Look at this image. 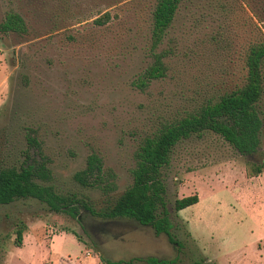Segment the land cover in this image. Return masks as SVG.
<instances>
[{
	"label": "rangeland",
	"instance_id": "obj_1",
	"mask_svg": "<svg viewBox=\"0 0 264 264\" xmlns=\"http://www.w3.org/2000/svg\"><path fill=\"white\" fill-rule=\"evenodd\" d=\"M153 2L121 0L98 26L99 0H0V22L13 10L27 24L24 34L0 32L3 165L39 159L27 143L34 136L51 171L47 184L99 210L130 185L145 135L243 84L245 50L264 33V0H183L152 50ZM154 52L164 75L140 88L135 81ZM259 108L264 120V96ZM91 153L114 174L108 193L73 177ZM263 163L264 121L250 154L210 130L180 140L162 169L175 242L83 207L73 217L33 198L1 204L0 264H264V170L254 173ZM193 194L196 203L175 209L176 199Z\"/></svg>",
	"mask_w": 264,
	"mask_h": 264
},
{
	"label": "trees",
	"instance_id": "obj_2",
	"mask_svg": "<svg viewBox=\"0 0 264 264\" xmlns=\"http://www.w3.org/2000/svg\"><path fill=\"white\" fill-rule=\"evenodd\" d=\"M121 0H99V9L92 22L98 26L109 23L116 14L108 7ZM183 0H154L151 9V48L154 50L163 40L178 8ZM63 12H74L68 6ZM255 13V11H253ZM259 20L264 28V7ZM76 16L75 14H73ZM79 19V18H77ZM0 32H27V24L22 15L9 10L0 22ZM246 75L242 85L225 91L217 100H207L194 112L162 123L152 133L145 135L135 152V165L131 169L132 181L117 197L109 200L103 208L95 209L82 198L57 193L51 184L48 160L42 155L37 139L27 135V143L37 148L40 158L22 162L19 166H5L0 159V205L20 198H33L45 203L51 211L64 212L76 217L79 207L92 216L104 220L128 218L141 225L151 227L157 234L165 233L175 242L170 228L171 222L165 200V185L162 169L170 162L173 147L192 134L210 130L219 134L238 152L250 154L257 150L261 142L263 118L259 108L264 96V33L251 42L244 54ZM164 75V65L160 53H153V63L136 79L138 87L144 88L149 81ZM264 170V163L256 166L254 173ZM74 179L82 187L99 188L104 193L114 189V174L107 171L103 161L95 153L86 157L85 165L76 171ZM198 201L196 194L175 200L176 210L184 209ZM22 231L17 229L15 244L21 245ZM194 264H200L195 262Z\"/></svg>",
	"mask_w": 264,
	"mask_h": 264
}]
</instances>
